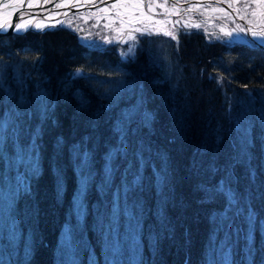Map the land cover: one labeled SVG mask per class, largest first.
Instances as JSON below:
<instances>
[{
	"label": "trees",
	"instance_id": "obj_1",
	"mask_svg": "<svg viewBox=\"0 0 264 264\" xmlns=\"http://www.w3.org/2000/svg\"><path fill=\"white\" fill-rule=\"evenodd\" d=\"M148 38H138L132 56L122 60L104 56L114 51L93 55L61 27L0 38V122L14 108L33 113L24 117L18 137L10 127L0 145V188H9L11 197L9 221L0 226V264H72L60 260L58 252L81 178L74 152L81 142L90 153L92 175L83 196L82 225L70 231L73 264H90L92 257L95 264H222L224 257L229 264H264V202L253 201L258 218L249 240L246 215L233 210L225 220V200L206 191L224 179V166L239 147L238 125L249 129L256 188L264 184V96L256 95L264 90V48L213 43L194 31L175 39ZM160 40L166 44L159 47L161 55L167 52L172 60L164 68L150 54L153 46L146 45ZM170 45L177 54L169 53ZM77 68L83 69L81 76L74 75ZM106 77L123 86L100 89ZM49 100L50 116L43 119L40 109ZM137 107L150 112L153 122L142 127L137 116L129 142L143 141L151 162L143 188L126 201L127 161L118 162V172L102 190L105 155L117 143L116 123ZM35 130L40 137L32 153L33 174L29 152ZM210 163L217 171H209ZM153 169L166 176L163 189ZM236 175V187L244 191L245 170L238 168ZM118 192L116 222H108L113 235L117 225L120 238L127 223L136 228L134 261L124 248L109 258L102 248L106 227L100 215L112 213Z\"/></svg>",
	"mask_w": 264,
	"mask_h": 264
},
{
	"label": "rangeland",
	"instance_id": "obj_2",
	"mask_svg": "<svg viewBox=\"0 0 264 264\" xmlns=\"http://www.w3.org/2000/svg\"><path fill=\"white\" fill-rule=\"evenodd\" d=\"M94 1V4L90 7L83 8V10H86L85 14L83 12L79 13L80 9L78 6L72 7L71 9L64 11L67 13L65 14L66 16L63 25L55 24L52 27H47V30L38 31L37 33L49 31L58 27L70 29L68 31L72 32L71 34L75 37V40L83 47L85 46L92 54L95 50L96 52L102 50H106V52L114 51V53L109 52L112 53V55L105 54L104 56L112 57L113 59L115 56L118 60L132 56L134 53V47L138 44V38L140 37L162 39L174 38L184 31H194L203 36L205 40L213 43L220 42L225 45L246 44L249 46H260L264 48V45L258 43L259 41L264 40V0H139L146 8L130 4V0H116V2H120L119 7L117 3L106 4L107 2L115 0ZM123 1H125V4ZM110 8H114V11L126 15L113 17L114 21H112L106 14V9ZM125 8L130 9V11L126 12ZM139 9L142 13H139ZM133 11H137L142 18H146L148 21L144 24H138V27H134L131 21L128 20L133 16ZM100 12L103 14L96 16V20L104 18L103 25L108 27L110 22H116L117 26L114 27L115 29H113L112 34H109L106 31L108 30L107 27H102L100 28L98 37L93 34H89V37L85 34L89 31L83 28L80 30L78 28V26H81L77 24L76 18L78 16H83L88 19L89 15H97V13ZM149 12H153L154 14H149ZM27 32L32 31L30 30ZM10 35L21 36L18 34H7L0 36V38ZM146 45L153 46L150 48V54L156 55V57L160 59L157 61L160 66L164 65L161 66L162 68L167 67L168 65L171 66L170 63L172 60L167 55V52L166 54L161 55L162 51L159 49L161 45H166L165 43H162L161 40L157 41L156 44L150 41ZM172 45H170L172 51H169V53L175 55L177 54L178 49L174 48ZM151 51H154V53H151ZM163 57L166 60H164ZM252 81L254 84L256 83V79H253ZM122 86L123 85L120 84L119 81H113L106 77L104 82L100 84V89L118 90ZM257 91L256 95L259 97L264 96V90ZM80 182L81 178H79L78 187L73 198L71 222L66 225L62 232L58 252L60 260L68 261L72 264L75 263L76 260L70 257V249L72 247L70 231L77 229L82 225V219L85 213L84 206L81 213H77L76 195L77 192L80 191ZM4 195L5 194L0 191V226L6 225L9 221L6 213L9 202L5 199ZM83 196L84 193L81 197L82 202ZM111 217L112 213L109 215H100V221L106 226L102 247L105 256L109 258L113 253L117 252V249L122 250V248H124L134 261L135 258L138 257V252L135 247L137 240L136 228L127 223L126 225L128 229L120 238V236H117V229L115 227L117 225L114 224V235L112 226L111 233H108L107 230L110 226L108 221H111ZM93 258L94 257H92L90 264H95ZM221 263L229 264V259L224 257Z\"/></svg>",
	"mask_w": 264,
	"mask_h": 264
},
{
	"label": "snow or ice",
	"instance_id": "obj_3",
	"mask_svg": "<svg viewBox=\"0 0 264 264\" xmlns=\"http://www.w3.org/2000/svg\"><path fill=\"white\" fill-rule=\"evenodd\" d=\"M60 5H57L59 7ZM175 39V37H174ZM258 43L264 45V40ZM131 51V49H130ZM83 74V69L77 68L74 72L75 76H81ZM219 75V74H218ZM106 98L109 97V93H105ZM23 103V102H21ZM50 106L51 101L41 106L40 116L43 119H47L50 116ZM13 115L9 118L4 119L0 122V145L5 144L9 135V128L11 127L12 135L19 136L21 127L23 124V119L25 116H31V112H20L15 108L12 109ZM139 116V123L142 127H150L153 122V116L148 111L141 112L140 108L137 107L134 110L122 114L119 121L114 127V135L117 137V143L114 147L109 149L105 155L104 164V177L102 183V190L107 187L111 182L113 176L119 170V161H127V167L124 169L122 174V191L127 201L130 194H135L143 188L144 185V170L150 164V157L146 156V152H150V149L145 147L143 141L137 142L134 146L129 142V131L131 130V124L134 122L135 118ZM14 125V126H13ZM133 134L139 129L132 130ZM237 131L240 133V143L239 147L236 148L234 155L230 158V161L224 166V179L218 186L213 189H208V192H214L216 195L221 196L226 203V211L224 213L225 220L230 219L228 213L235 211L236 216H245L249 226V236L248 239L251 240V230L255 221L258 218V214L255 210L253 201L255 199L264 202V184L260 186L259 189L256 188V169L253 165V154H252V140L250 138L249 129L237 126ZM40 137V130H35L32 132V143L31 152H29V164L33 168V174L37 165L32 159V153L35 152L37 148V143ZM235 147V146H234ZM23 149H21V152ZM79 163L77 165L80 175V191L77 192V213L80 214L83 209V203L81 197L87 186L89 179L91 178V171L89 170L90 163V153L83 148V142H81V147L74 149ZM20 162L23 163V157L18 154ZM131 157V159L129 158ZM238 168H243L245 170V177L248 184L245 186L244 191H239L236 187L240 183V178L236 175V170ZM57 181L61 179V170L57 168ZM154 175L156 177V182L161 189L166 184V176L162 175L160 172L153 169ZM209 171H217L214 164H209ZM130 177V178H129ZM19 187V185H18ZM25 191L28 189L25 188ZM161 196H165L166 193L161 190ZM136 205H133L135 207ZM119 212V192L117 193L116 199L113 204L112 209V222L114 223ZM231 227V224L228 225ZM111 227V225H110ZM249 253L252 249L249 247ZM114 264V262H113Z\"/></svg>",
	"mask_w": 264,
	"mask_h": 264
},
{
	"label": "bare ground",
	"instance_id": "obj_4",
	"mask_svg": "<svg viewBox=\"0 0 264 264\" xmlns=\"http://www.w3.org/2000/svg\"><path fill=\"white\" fill-rule=\"evenodd\" d=\"M94 0H0V31L3 30H9V34L14 33L12 35H24L29 33L27 31L31 30L33 33H37L38 31H44L47 30V27H52L55 24L56 25H63L65 20V13L64 11H67L71 9L72 7L78 6L79 7V13L83 12L85 14L86 10H83V8L90 7L94 4ZM125 1H123L124 3ZM128 2V1H127ZM115 4L117 3L119 7V1H111L107 2L106 4ZM125 4V3H124ZM130 4H134L136 6H140L143 8L144 4H142L139 0H130ZM57 5H60L57 7ZM114 8L106 9V14L108 18L112 21H114L113 17H119V16H125L122 13H118L113 10ZM128 12L130 9L125 8V11ZM125 12V13H126ZM158 12V11H157ZM134 13V14H133ZM133 16L131 19H128L131 21L134 27H138V24H144L148 20L146 18H142L140 14H138L137 11H133ZM139 13H142L139 9ZM103 13H97V15H89L88 19L84 18L83 16H78L76 18V22L78 25V28L80 30L85 29L89 32H86L89 36V34H93L96 37H98V34L100 32V28L107 27L103 25L104 18H99L96 20V16H99ZM149 14H154L153 12H149ZM88 15V14H86ZM111 26V27H110ZM117 26L116 22H110L106 30L109 34H112L114 27ZM70 30V29H67ZM72 32H70L71 34ZM90 37V36H89ZM93 39V38H92ZM76 43L79 46H82L80 43L76 41ZM83 47V46H82ZM85 47V46H84ZM86 48V47H85ZM4 178V177H3ZM8 178V177H7ZM2 180V177H1ZM5 181V179L3 180ZM9 189V188H8ZM8 189L2 190L0 188L1 193H4L5 199L10 203L11 197L8 192ZM102 227H106L103 225Z\"/></svg>",
	"mask_w": 264,
	"mask_h": 264
},
{
	"label": "water",
	"instance_id": "obj_5",
	"mask_svg": "<svg viewBox=\"0 0 264 264\" xmlns=\"http://www.w3.org/2000/svg\"><path fill=\"white\" fill-rule=\"evenodd\" d=\"M29 30H34V29H29ZM8 31H9V30H3V31H0V36H4V35L9 34ZM11 34H14V33H11Z\"/></svg>",
	"mask_w": 264,
	"mask_h": 264
}]
</instances>
